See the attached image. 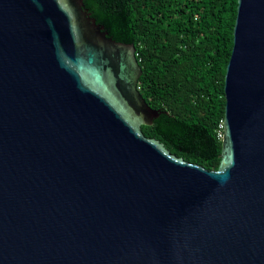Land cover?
<instances>
[{
    "label": "water",
    "instance_id": "water-1",
    "mask_svg": "<svg viewBox=\"0 0 264 264\" xmlns=\"http://www.w3.org/2000/svg\"><path fill=\"white\" fill-rule=\"evenodd\" d=\"M83 0H0V264H264V0H238L219 168L144 135L133 44Z\"/></svg>",
    "mask_w": 264,
    "mask_h": 264
},
{
    "label": "trees",
    "instance_id": "trees-1",
    "mask_svg": "<svg viewBox=\"0 0 264 264\" xmlns=\"http://www.w3.org/2000/svg\"><path fill=\"white\" fill-rule=\"evenodd\" d=\"M117 42L133 44L138 90L158 116L144 135L209 171L221 161L225 75L238 0H83Z\"/></svg>",
    "mask_w": 264,
    "mask_h": 264
}]
</instances>
